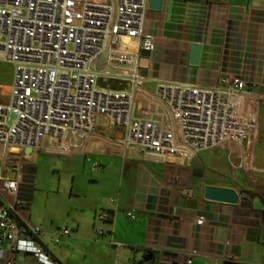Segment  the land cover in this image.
Listing matches in <instances>:
<instances>
[{
  "label": "crops",
  "instance_id": "crops-1",
  "mask_svg": "<svg viewBox=\"0 0 264 264\" xmlns=\"http://www.w3.org/2000/svg\"><path fill=\"white\" fill-rule=\"evenodd\" d=\"M144 26L155 41L147 65L140 64L146 91L162 81L218 85L229 70L248 81L260 103L258 129L244 148L145 160L136 148L117 145L124 129L103 116L97 135H69L66 152L15 149L9 168L20 173L19 184L14 194L0 192L1 200L16 207L19 222L40 229L34 239L59 264H264V0H163L160 9L148 2ZM194 44L201 47L198 65L190 64ZM105 86L131 88L116 80ZM151 106L140 92L137 111ZM41 153L74 168L69 190L61 180L53 193L38 189ZM219 184L237 191L239 202L205 199L204 188ZM64 227L70 235L55 243ZM2 247L12 264H38L31 254Z\"/></svg>",
  "mask_w": 264,
  "mask_h": 264
},
{
  "label": "built area",
  "instance_id": "built-area-1",
  "mask_svg": "<svg viewBox=\"0 0 264 264\" xmlns=\"http://www.w3.org/2000/svg\"><path fill=\"white\" fill-rule=\"evenodd\" d=\"M148 2L0 0V61L15 66L9 102L0 103V192L17 190L20 173L4 176L15 149L66 152L62 144L69 135H97L103 116L124 129L117 145L125 151L136 148L145 160L191 159L211 148H244L258 129L260 97L235 71L222 72L218 85L162 81L152 92L144 89L141 51L155 48L144 26ZM110 80L128 82L131 88L105 86ZM140 92L150 97L149 110L137 111ZM40 232L19 222L16 207L0 198L3 264H12L3 243L31 254L38 264H59L34 239ZM68 235L64 227L52 240L59 243Z\"/></svg>",
  "mask_w": 264,
  "mask_h": 264
},
{
  "label": "rangeland",
  "instance_id": "rangeland-1",
  "mask_svg": "<svg viewBox=\"0 0 264 264\" xmlns=\"http://www.w3.org/2000/svg\"><path fill=\"white\" fill-rule=\"evenodd\" d=\"M101 1V0H96ZM15 66L11 62L0 61V100L9 101L11 88L14 80ZM261 130L264 131V108L260 115ZM264 140V134H262ZM261 144V143H260ZM38 176V189H48L50 193L58 190L61 182L69 190L72 181V173L75 172L65 159L51 154H39L36 163ZM78 172V171H77ZM76 174V172H75ZM79 174L77 173V179Z\"/></svg>",
  "mask_w": 264,
  "mask_h": 264
},
{
  "label": "water",
  "instance_id": "water-1",
  "mask_svg": "<svg viewBox=\"0 0 264 264\" xmlns=\"http://www.w3.org/2000/svg\"><path fill=\"white\" fill-rule=\"evenodd\" d=\"M163 0H149V7L153 9H160L162 5ZM200 52L201 47L199 44H194L191 49V57H190V64L191 65H198L199 59H200ZM150 51L142 50L141 51V66L147 65V60L150 56ZM104 57H106V53L104 54ZM235 148H232L234 151L232 155V159L235 155ZM28 152H30L32 149L27 148ZM0 176H2V172L0 170ZM5 177L14 178L16 176V171L8 170L4 173ZM246 195V193H245ZM204 198L210 201H216V202H223L228 204H237L239 202L240 196L237 191L231 188L223 187L221 184L218 186H206L204 188ZM178 264V263H174Z\"/></svg>",
  "mask_w": 264,
  "mask_h": 264
}]
</instances>
